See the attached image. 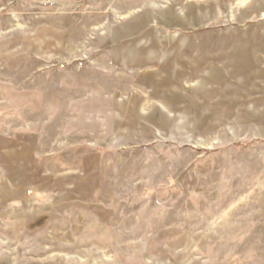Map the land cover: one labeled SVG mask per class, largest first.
Returning <instances> with one entry per match:
<instances>
[{
    "label": "rangeland",
    "instance_id": "1",
    "mask_svg": "<svg viewBox=\"0 0 264 264\" xmlns=\"http://www.w3.org/2000/svg\"><path fill=\"white\" fill-rule=\"evenodd\" d=\"M0 264H264V0H0Z\"/></svg>",
    "mask_w": 264,
    "mask_h": 264
},
{
    "label": "bare ground",
    "instance_id": "2",
    "mask_svg": "<svg viewBox=\"0 0 264 264\" xmlns=\"http://www.w3.org/2000/svg\"><path fill=\"white\" fill-rule=\"evenodd\" d=\"M128 7V6H127ZM105 9V8H104ZM108 11H110V9L108 10ZM131 12V11H130ZM121 15V14H120ZM94 28V27H93Z\"/></svg>",
    "mask_w": 264,
    "mask_h": 264
}]
</instances>
